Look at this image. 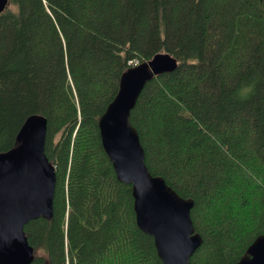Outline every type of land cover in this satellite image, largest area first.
Returning a JSON list of instances; mask_svg holds the SVG:
<instances>
[{"label": "trees", "instance_id": "16d2710c", "mask_svg": "<svg viewBox=\"0 0 264 264\" xmlns=\"http://www.w3.org/2000/svg\"><path fill=\"white\" fill-rule=\"evenodd\" d=\"M158 52L130 112L145 164L180 197L202 244L190 264H233L264 234V0H9L0 13V153L47 119L53 216L24 226L32 264H162L98 119L121 74Z\"/></svg>", "mask_w": 264, "mask_h": 264}, {"label": "water", "instance_id": "95a60500", "mask_svg": "<svg viewBox=\"0 0 264 264\" xmlns=\"http://www.w3.org/2000/svg\"><path fill=\"white\" fill-rule=\"evenodd\" d=\"M8 3L0 0V13ZM177 67L176 58L167 52L131 65L121 74L117 93L98 119L101 144L115 176L131 187L136 225L153 239L162 264H190L201 246L191 219L194 202L180 197L162 177L151 175L129 116L146 83ZM46 132V117L32 114L19 129L17 144L0 153V264H32L33 249L24 226L53 216L56 176L45 155ZM233 264H264V234Z\"/></svg>", "mask_w": 264, "mask_h": 264}, {"label": "built area", "instance_id": "2783aa9c", "mask_svg": "<svg viewBox=\"0 0 264 264\" xmlns=\"http://www.w3.org/2000/svg\"><path fill=\"white\" fill-rule=\"evenodd\" d=\"M129 63L132 64V65H135V64H137L138 62H137V61H130Z\"/></svg>", "mask_w": 264, "mask_h": 264}]
</instances>
